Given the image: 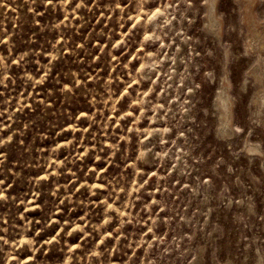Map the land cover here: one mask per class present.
I'll use <instances>...</instances> for the list:
<instances>
[{"label":"rangeland","instance_id":"374dc122","mask_svg":"<svg viewBox=\"0 0 264 264\" xmlns=\"http://www.w3.org/2000/svg\"><path fill=\"white\" fill-rule=\"evenodd\" d=\"M0 264H264V0H0Z\"/></svg>","mask_w":264,"mask_h":264},{"label":"bare ground","instance_id":"6f19581e","mask_svg":"<svg viewBox=\"0 0 264 264\" xmlns=\"http://www.w3.org/2000/svg\"><path fill=\"white\" fill-rule=\"evenodd\" d=\"M211 2V1H210ZM212 4V3H211ZM210 4V5H211ZM210 5H209V7H210ZM213 5V4H212ZM210 9V8H209ZM209 11V10H208ZM211 12H212V9H211ZM208 13H210V12H208ZM212 14V13H211ZM210 19V18H209ZM213 20V19H212ZM221 90V89H220ZM223 92V91H222ZM219 94V93H218ZM221 95V94H220ZM225 96V95H224ZM226 97V96H225ZM228 97H229V95H228ZM219 98H220V96H219ZM229 99V98H228ZM221 102H224L225 101V98H220L219 99ZM230 100V99H229ZM219 101V102H220ZM222 105V104H221ZM224 105V104H223ZM224 107V106H223ZM219 108V107H218ZM222 111H223V109H221ZM221 110H220V113H221ZM227 112V111H226ZM231 112V111H230ZM231 114V113H230ZM224 115H225V113H224ZM222 116V115H221ZM223 117V116H222ZM226 120V119H225Z\"/></svg>","mask_w":264,"mask_h":264}]
</instances>
